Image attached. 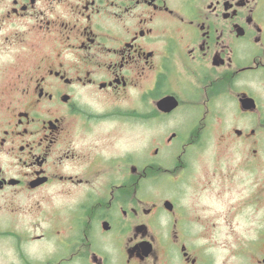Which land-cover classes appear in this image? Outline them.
I'll return each instance as SVG.
<instances>
[{
	"label": "flooded vegetation",
	"instance_id": "1",
	"mask_svg": "<svg viewBox=\"0 0 264 264\" xmlns=\"http://www.w3.org/2000/svg\"><path fill=\"white\" fill-rule=\"evenodd\" d=\"M217 126L248 183L224 264H264V0H0V264H217L213 197L183 202Z\"/></svg>",
	"mask_w": 264,
	"mask_h": 264
},
{
	"label": "rangeland",
	"instance_id": "2",
	"mask_svg": "<svg viewBox=\"0 0 264 264\" xmlns=\"http://www.w3.org/2000/svg\"><path fill=\"white\" fill-rule=\"evenodd\" d=\"M222 135L220 127L217 126L214 135L212 133L208 139L197 145L192 153H189L186 169L188 172L191 171V181L197 188L183 198V202L188 205L199 200L197 207L205 208L213 197V257L217 264L230 261L235 245L242 239V235L249 234L247 228L250 227L249 220L246 218L235 215L230 226L224 218L228 204L236 203L243 196L248 183L240 170L238 149H232L229 146V137ZM152 143L157 142L152 141ZM176 154L177 152L171 156L172 161V157L176 158ZM211 171H213V195L210 190L199 189L200 185H209ZM169 176L156 179L160 182L153 185V197L174 194L173 187L179 185L180 174L177 171ZM211 212L212 210L207 211V213ZM231 228L232 231L234 230L233 234L230 231Z\"/></svg>",
	"mask_w": 264,
	"mask_h": 264
},
{
	"label": "water",
	"instance_id": "3",
	"mask_svg": "<svg viewBox=\"0 0 264 264\" xmlns=\"http://www.w3.org/2000/svg\"><path fill=\"white\" fill-rule=\"evenodd\" d=\"M167 206L170 207V203H167Z\"/></svg>",
	"mask_w": 264,
	"mask_h": 264
}]
</instances>
